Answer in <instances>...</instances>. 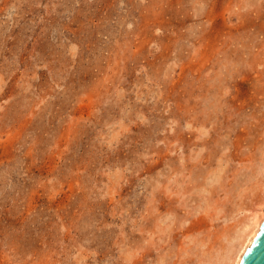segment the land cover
<instances>
[{"label": "rangeland", "instance_id": "rangeland-1", "mask_svg": "<svg viewBox=\"0 0 264 264\" xmlns=\"http://www.w3.org/2000/svg\"><path fill=\"white\" fill-rule=\"evenodd\" d=\"M256 212L264 0H0V264H227Z\"/></svg>", "mask_w": 264, "mask_h": 264}, {"label": "bare ground", "instance_id": "bare-ground-1", "mask_svg": "<svg viewBox=\"0 0 264 264\" xmlns=\"http://www.w3.org/2000/svg\"><path fill=\"white\" fill-rule=\"evenodd\" d=\"M247 220H248V224L246 223L247 225L245 227H242L244 231H243V235L240 237V240L238 238L237 239L235 238L236 241L237 240L240 241L239 243L234 241L238 246H234V247L231 246L232 248L228 251L229 255H228L227 264L241 263L242 258L246 253L247 249L251 247L258 233L260 232L261 226L264 222V212H260V213L256 212L252 216L248 217Z\"/></svg>", "mask_w": 264, "mask_h": 264}, {"label": "water", "instance_id": "water-1", "mask_svg": "<svg viewBox=\"0 0 264 264\" xmlns=\"http://www.w3.org/2000/svg\"><path fill=\"white\" fill-rule=\"evenodd\" d=\"M240 264H264V222L250 248L247 249Z\"/></svg>", "mask_w": 264, "mask_h": 264}]
</instances>
